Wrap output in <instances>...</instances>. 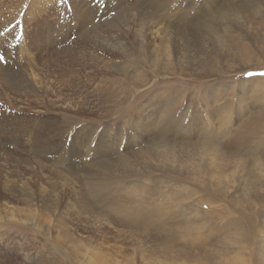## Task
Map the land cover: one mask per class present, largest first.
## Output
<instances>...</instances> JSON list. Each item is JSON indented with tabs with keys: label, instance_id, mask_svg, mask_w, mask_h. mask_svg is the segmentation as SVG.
I'll return each instance as SVG.
<instances>
[{
	"label": "rangeland",
	"instance_id": "rangeland-1",
	"mask_svg": "<svg viewBox=\"0 0 264 264\" xmlns=\"http://www.w3.org/2000/svg\"><path fill=\"white\" fill-rule=\"evenodd\" d=\"M142 1L0 0V264H76L53 249L56 243L67 245L65 240L72 235L80 239L104 235L107 243L101 256L123 260L126 253L130 256L126 260L136 264L142 252L144 260L152 261L173 253L174 264H264V170L257 163L259 159L264 166V76L259 75L264 68L254 69L264 67V6L247 13L240 6L244 0H206L216 5L208 12L215 7L233 12L225 21L211 20L210 27L217 32L208 38L217 34L220 47L213 43L195 47L205 36L188 32L183 35L186 49L189 53L200 49L193 65L177 66L173 72L162 68L156 74L149 63L138 68L140 75L129 70L134 71L140 54L144 24L139 11L146 5ZM150 1L154 12L168 15L160 6L156 9L158 0ZM195 4L198 11L200 4ZM195 14L187 18L193 21ZM179 22L172 23L183 28ZM143 32L144 46L153 53L158 37ZM163 33L168 38V31ZM125 70L128 75L122 74ZM142 79L147 86H140ZM178 83L187 93L183 106L195 100L185 121L199 108L197 123L202 126L203 111L212 109L213 125L208 129L225 152L213 162L211 156L205 158L204 167L225 164L224 174L199 171L197 156L163 161L141 152L159 129L148 111L142 113L146 124L151 123L148 134L141 132L142 97ZM213 97L219 102H212ZM224 112L230 113L229 122L219 126L214 114ZM196 127H171L164 136L171 141L188 129L190 139L196 140ZM250 130L252 138L246 135L239 146L226 143L233 134ZM92 153L99 159L97 171ZM171 162L185 171L168 173ZM96 172L110 182L107 188H150L151 194L153 189L172 188V210L181 213L173 221L172 244H161L148 224L134 228L115 222L113 215L96 218L91 206L83 208L77 194L86 191L87 180ZM220 185L225 196H219ZM151 196L164 204L158 195ZM249 220L258 222L252 240L237 237L240 243H232L228 228L231 231L235 221L245 226ZM64 231L68 236H61ZM198 231L200 235H194ZM73 243L69 247L74 248ZM118 246L124 255L117 252ZM64 251L72 256L68 247Z\"/></svg>",
	"mask_w": 264,
	"mask_h": 264
},
{
	"label": "bare ground",
	"instance_id": "bare-ground-1",
	"mask_svg": "<svg viewBox=\"0 0 264 264\" xmlns=\"http://www.w3.org/2000/svg\"><path fill=\"white\" fill-rule=\"evenodd\" d=\"M180 1L185 4L179 5ZM188 1H189V4H188ZM236 1L241 2L240 0H236ZM142 2H146L145 6L141 5L140 11H139V15L142 19V23L144 24V26H142V29L143 31H151V33H154L153 35L154 36L156 35V37H158L157 41L159 45H156L158 43L154 44L152 48L153 53L152 52L148 53L144 46V44H146V34H144V32L140 29L141 32L139 33V39H140L139 42H140L141 48L138 47L140 49V50L138 49L140 54L136 55L138 56L137 60H135L136 56L134 57L135 63L131 68L134 71L129 70L128 68L126 69V70H129L130 72L139 71L138 69L139 67H147V64L149 63H152L154 67H156L155 68L156 74H159L162 68H166L170 72H173L177 66L181 67L182 69L183 66L188 63H190V65H193V62L196 61V58L200 53V49L193 51V53H189V51L186 49L185 44H184V38L187 39V37L183 35L187 34L188 32L190 33L196 32V34H199V36L201 37L205 36V37L203 38L202 42L195 47H198L199 45L202 46L203 43L205 44L213 43L217 48H219L220 42L217 38V34L214 35L215 37L208 38L214 32H217L216 29H214V31H213V28L211 29L210 27L211 20L215 19V21H218V20L225 21L226 19L230 18L233 14L232 11L230 12H227L225 10L219 11L222 9L220 8L218 10L217 7H215V9L211 8L208 12V9L210 6H213V7L216 6L215 4H212L209 1L201 2L198 0H158L157 5H156L157 8L156 7L154 8H156L157 10H160L159 9V6H160L162 11H164L165 14H168V15H165L167 16L165 17L164 13L162 16L161 10H160V13L159 11L154 12V10H152V7L150 5L153 2H151L150 0H144ZM244 2L245 3L242 2L243 4L240 6L242 7V9H245L247 13H251L252 9L257 10L260 7L264 6V0H251L248 2L244 0ZM195 3H197V5L200 4L198 11H195L193 9V7L196 5ZM172 5H173V11H170V9H172ZM206 5H207V8H203ZM193 14H195L192 17V18L195 17L193 21L187 18L188 16L190 17ZM175 19L181 20V22L179 23L183 22V28L178 27L180 26L179 24L175 25L174 23H172ZM189 28H192V29H189ZM166 31H168V38L166 37V33L165 34L163 33ZM203 32H206V35L208 34L210 35L206 36L204 35ZM165 37L167 38L166 41H165ZM177 38H178V44H176ZM198 41H200V38ZM244 50H247V49H244ZM245 53L247 56L248 53L247 52ZM257 67L259 68H254V69L264 68L262 66H257ZM129 71H126L125 73L122 72V74L128 75L127 72ZM139 73L141 75L142 72L139 71ZM156 76L158 78L159 77L164 78L163 75H160V76L156 75ZM147 85L148 83L145 81V79H142L140 86H147ZM182 86L183 85L179 83L174 84V85H164L162 87L157 88L153 95L142 97V103H141L142 119L139 121V125H138L140 127L141 132H143L144 135L148 134L147 129L149 127V124L151 123H149V120H148L146 124V122L144 121L145 119L143 118V114H142V113H148V111H149V114H148L149 117H152L153 119H155L156 123L158 122L159 129L158 131L154 129V131H157V134L152 137L149 143L141 147V152L146 156H150L156 159H161L163 161L165 160L178 161V160L197 156L201 159L199 163V171L207 170L205 174H208L209 171H215L220 174H224L223 172H225V169H226L225 164L215 165L213 163V166H211L210 168L204 167V163L206 160L205 158H208V156H211L209 159H212V162H213L214 160L223 158V155L225 152V150L223 149V145L221 143L216 144L217 141H213L214 133L208 129L209 125H213L211 118H210V115L212 116V109L209 108V109H205L206 112L203 111L204 116H205L203 118L205 119V122L202 124V126H201V123L200 124L197 123V118H199L198 115L199 116L201 115L200 113L201 110L197 107L196 108L198 112L196 111L195 113L193 111L195 113V117L192 118V115H191V118L190 119L188 118L189 121H185L187 112L192 109V103L193 102L195 103V100L193 101L191 99L188 100V97H187L185 98V101L188 100L189 103L187 102L188 103L187 106L184 105L186 107L183 106L182 104L184 103L183 96L186 97L187 93H185L186 90L183 89ZM174 87H178V89L177 90L173 89ZM146 89L147 87L144 90ZM158 90H160V92ZM197 100L198 98H196V101ZM214 100L215 102H219V100L213 97L212 102ZM198 104L199 103H197L196 106H198ZM151 106H153L154 108H152ZM154 114H155V118L153 117ZM214 115L217 117V123L219 124V126H221L222 122L223 124H226L229 122L230 113L224 112V113H221V115L220 114H214ZM195 126H197L196 128L199 133V135H197L198 139L191 140L189 137L187 128H194ZM171 127H175V128L187 127L186 128L187 130L180 129L182 131L177 134V138H176L177 140L173 137L170 141V140H167L164 134L167 135V132L169 131L168 128H171ZM202 134H205V136L207 137L201 136ZM225 134H227V131H225L224 133L220 132L219 137L223 138ZM246 135H249L250 138H252V131L250 130V131H245L243 133H235L230 139L226 141V143H229L232 146H239L246 139L245 138ZM94 155L95 154L92 153L93 157L91 156L90 158L92 159L90 160H92V163H94L93 168L95 169V171H97V167L99 165L98 164L99 159H96L98 157H95ZM257 163L259 165V168L264 170L263 162H260V160L258 159ZM166 170L168 171V173H171V171H174V172L185 171V168L181 166V164H176V163L171 162L169 166L166 168ZM98 176L99 175L96 172L93 179L90 177L87 180L88 188H86V191L83 193L77 194V196L81 199V202L85 203L84 206H82L83 208L84 207L86 208L87 207L86 205L91 206L92 207L91 211L95 214L96 218L101 217L102 215H105V214L113 215V219L115 222L119 224H123V225L125 223L130 224L134 228H139L141 226L139 225V223L148 224L152 234L160 237L158 238V240L159 242H161V244L163 243L166 245L172 244V240L174 238V230H173L174 222L173 221L176 216L178 217V215L181 214V213L176 214L175 211L172 210L173 201H174V197H173L174 192L172 191L173 190L172 188L170 189L160 188V190L153 189L154 193L152 194L150 193V190H151L150 188H146V189L139 188L137 190H132V189L122 190V188H107L110 185V182L106 181L103 176H99V178ZM218 179H220L219 176L217 177L216 181ZM217 188L219 187L217 186ZM220 188L222 189L223 186L220 185ZM130 191H135L136 193H132ZM147 194L150 196H148ZM225 194H226V191H223L222 189V192L219 194V196H225ZM151 195H158L160 198L164 199V204L162 205L157 200V198H155L156 196L153 197ZM202 203L207 204L208 205L207 207L210 208V205L208 202L204 201ZM201 213H205V212L201 211ZM208 217H210L209 214H208ZM180 218L185 221V218H183V216H180ZM218 218H220L219 215H218ZM237 223L239 222L235 221L233 223L231 231L228 228L230 241L232 243H237V242L240 243L237 237L239 238L242 237L244 241H246L245 238H247L249 241L252 240L253 238L252 234H254V231L256 230L255 225L258 223L257 220L252 221V223L249 220L247 225L240 226V227L236 225ZM65 228H67V226ZM142 228L144 229V227ZM201 228L202 227H199V230ZM204 228L205 226L203 227V229ZM138 230H141V229H138ZM188 230H187V233L188 232L190 233V231ZM38 232H41L39 228H38ZM93 232H95V230H93ZM147 232H148V229H147ZM103 233L105 234V232ZM198 234L200 235L199 231L197 232V234L195 233L194 235H198ZM61 236L66 237L68 235H65V231H64L62 232ZM148 236L150 237V235ZM148 236L147 238H149ZM152 236L153 235H151V237ZM48 237L49 236L44 235V238L46 240H49ZM90 237L91 236H85V237H81L82 239H80L72 235L71 238L66 239L67 241L65 240L66 242L65 244L67 245L64 246L61 242L56 243L54 244L55 246L53 247V249L56 251L59 250L60 253H63L66 257L70 258V260L74 261L76 264H136V262L135 263L131 262L130 259H129L130 261L126 260V256H129V255H126V253H125V258L123 260L115 259L112 257L108 258L106 257V255L101 256L102 248H105L104 246H106V243H107L106 236L102 235L101 236L102 238L97 237L98 239L96 238L95 235H93L91 238ZM73 242H76L75 244L76 246L74 248L69 247L68 243L74 244ZM246 243L248 244V241ZM134 246L135 245H133V247ZM66 247L70 249L72 256L69 255L70 253L68 254V252L64 251ZM162 247L163 246H161V249ZM118 248L119 250L117 252H121V254L124 255L121 249L122 247L118 246ZM157 249H158V246H157ZM165 250H167L166 247H163V251ZM169 251H170V248H169ZM144 253L145 252H142L137 255L140 261L138 262L139 264H174V260L171 259L170 257L172 256L173 253L172 254L170 253L171 255L169 257L167 255H164V256L160 255L161 257L159 256L158 258H153V261L148 260V259L144 260L143 258ZM132 256H135V255H132Z\"/></svg>",
	"mask_w": 264,
	"mask_h": 264
},
{
	"label": "snow or ice",
	"instance_id": "snow-or-ice-1",
	"mask_svg": "<svg viewBox=\"0 0 264 264\" xmlns=\"http://www.w3.org/2000/svg\"><path fill=\"white\" fill-rule=\"evenodd\" d=\"M64 2H65V0H61V3H64ZM0 61H3V57L2 56H0ZM247 75H252V73H247ZM259 75L264 76V72L259 73Z\"/></svg>",
	"mask_w": 264,
	"mask_h": 264
}]
</instances>
